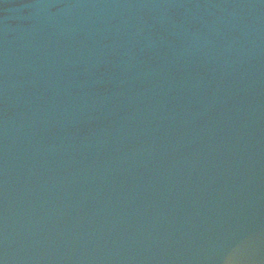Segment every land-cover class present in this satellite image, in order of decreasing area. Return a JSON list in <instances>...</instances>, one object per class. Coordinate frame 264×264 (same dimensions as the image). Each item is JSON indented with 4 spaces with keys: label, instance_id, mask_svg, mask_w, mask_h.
<instances>
[{
    "label": "water",
    "instance_id": "1",
    "mask_svg": "<svg viewBox=\"0 0 264 264\" xmlns=\"http://www.w3.org/2000/svg\"><path fill=\"white\" fill-rule=\"evenodd\" d=\"M0 264H264V0H0Z\"/></svg>",
    "mask_w": 264,
    "mask_h": 264
}]
</instances>
